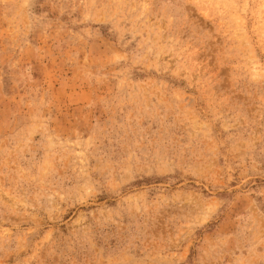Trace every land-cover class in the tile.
<instances>
[{
    "label": "rangeland",
    "instance_id": "rangeland-1",
    "mask_svg": "<svg viewBox=\"0 0 264 264\" xmlns=\"http://www.w3.org/2000/svg\"><path fill=\"white\" fill-rule=\"evenodd\" d=\"M0 264H264V0H0Z\"/></svg>",
    "mask_w": 264,
    "mask_h": 264
}]
</instances>
